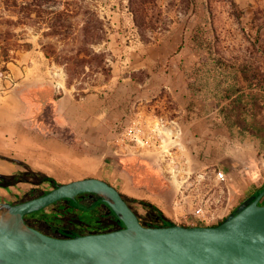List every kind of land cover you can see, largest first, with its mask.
I'll return each instance as SVG.
<instances>
[{
  "label": "rangeland",
  "instance_id": "374dc122",
  "mask_svg": "<svg viewBox=\"0 0 264 264\" xmlns=\"http://www.w3.org/2000/svg\"><path fill=\"white\" fill-rule=\"evenodd\" d=\"M86 2L106 25L94 47L106 76L68 85L30 27L18 33L32 49L0 63V203L96 177L164 211L129 200L143 225H217L264 188L260 140L218 118L223 91L236 85L243 110L264 123V0H155L139 29L129 0ZM0 15H11L2 0ZM196 209L205 221L191 217ZM26 222L50 233L120 227L104 206L67 201Z\"/></svg>",
  "mask_w": 264,
  "mask_h": 264
},
{
  "label": "water",
  "instance_id": "95a60500",
  "mask_svg": "<svg viewBox=\"0 0 264 264\" xmlns=\"http://www.w3.org/2000/svg\"><path fill=\"white\" fill-rule=\"evenodd\" d=\"M99 198L119 228L76 236H51L25 217L81 195ZM264 189L213 226L143 225L121 192L85 177L19 203H0V264H264Z\"/></svg>",
  "mask_w": 264,
  "mask_h": 264
},
{
  "label": "trees",
  "instance_id": "16d2710c",
  "mask_svg": "<svg viewBox=\"0 0 264 264\" xmlns=\"http://www.w3.org/2000/svg\"><path fill=\"white\" fill-rule=\"evenodd\" d=\"M86 1L2 0L4 9L11 12V15L8 18L0 15V63L6 65L15 60L19 52L32 49V44L24 41L22 35L18 33L23 28L30 27L34 28L37 35L39 34L38 44L44 57L63 67L68 85H71L73 80L78 78L84 80L90 75L103 74L106 76L109 71L106 60L103 54L94 49L96 45L106 41V25ZM154 1L129 0V9L138 29L144 26L146 11L150 9V5ZM68 44H71L69 48L66 47ZM4 70H7L6 67H4ZM234 86L236 85H227V88L223 91L220 101L228 103L221 108L218 118L225 124L229 132L232 131L233 127H237L239 133L247 131L257 137L260 140V148L264 149V123L257 118L256 113L247 115V112L243 110L244 107H242V96L234 94L236 92V90H233ZM260 88L264 90V83L261 84ZM59 98H61V95L57 96L56 100ZM250 100L253 103L255 97H251ZM121 195L127 201L144 204L156 215L162 217V212L149 201L134 199L123 193ZM253 199L254 196L245 204ZM63 201H67L73 207L82 210H89L96 204L103 205L115 216L105 204L101 203L99 198H96L93 205L89 207L81 205L77 199ZM169 225H173V223L163 218L161 223L146 226ZM61 233L63 236H73L66 231H61Z\"/></svg>",
  "mask_w": 264,
  "mask_h": 264
},
{
  "label": "flooded vegetation",
  "instance_id": "af4514ba",
  "mask_svg": "<svg viewBox=\"0 0 264 264\" xmlns=\"http://www.w3.org/2000/svg\"><path fill=\"white\" fill-rule=\"evenodd\" d=\"M264 189V188H263ZM78 198V197H77ZM76 198V199H77ZM78 200V199H77ZM25 221H26V217H25ZM27 223V222H26ZM30 226H32L31 224H29ZM32 227H34V226H32ZM34 228H36V229H38V230H40L41 232H43V233H45V234H48V235H51V236H58V235H61V236H63V234L61 233V231H63V230H58V229H54L55 231H53L52 233H50V232H48V231H46V230H42V229H39V228H37V227H34ZM65 232V231H64ZM67 232V231H66ZM88 232H84V233H80V234H76V235H83V234H87ZM68 234L69 235H73V236H76L75 235V233H72V232H68Z\"/></svg>",
  "mask_w": 264,
  "mask_h": 264
},
{
  "label": "built area",
  "instance_id": "2783aa9c",
  "mask_svg": "<svg viewBox=\"0 0 264 264\" xmlns=\"http://www.w3.org/2000/svg\"><path fill=\"white\" fill-rule=\"evenodd\" d=\"M191 217L192 218H196L197 220H199L200 222H203V221H205L204 220V218H200V217H202V210L201 209H196L195 211H194V213L191 215ZM195 221V220H194ZM192 222V223H190V225H192V226H200V225H204V224H202V223H197V222Z\"/></svg>",
  "mask_w": 264,
  "mask_h": 264
},
{
  "label": "crops",
  "instance_id": "0c3cea01",
  "mask_svg": "<svg viewBox=\"0 0 264 264\" xmlns=\"http://www.w3.org/2000/svg\"><path fill=\"white\" fill-rule=\"evenodd\" d=\"M87 195V194H86ZM125 195V194H124ZM88 196H89V194H88ZM91 196V195H90ZM126 196H128V195H126ZM132 198V197H131ZM60 202H64V201H60ZM98 206H103V205H99L98 204ZM162 212H164V211H162ZM205 225H207V224H205ZM213 226V225H212ZM114 229H116V227H113V225L112 226H110V225H108V228L107 229H102V230H98V231H94V232H88V233H100V232H108V231H111V230H114ZM76 235V234H75Z\"/></svg>",
  "mask_w": 264,
  "mask_h": 264
}]
</instances>
